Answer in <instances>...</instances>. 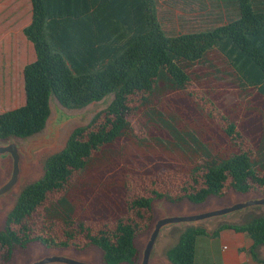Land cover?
<instances>
[{
  "label": "trees",
  "instance_id": "obj_1",
  "mask_svg": "<svg viewBox=\"0 0 264 264\" xmlns=\"http://www.w3.org/2000/svg\"><path fill=\"white\" fill-rule=\"evenodd\" d=\"M30 4V21L22 33L35 56L22 71L24 103L0 112V138L41 131L50 115L52 94L68 109L82 108L109 93L113 98L86 125L73 128L64 147L43 160L42 175L22 186L0 228V264L33 241L46 248L82 250L92 245L104 264H137L134 240L148 227L154 199L200 204L210 196L223 197L228 189L264 195V122L252 145L237 123L205 98L234 147L222 153L197 131L180 125L174 110L157 104L166 91L189 89L188 68L213 67L212 51L225 58L224 74L240 90H254L264 98V0H229L222 6L220 23L181 32L164 28L157 0H30ZM136 111L168 135L137 137L139 141H150L185 162L184 178L174 192L147 185L128 193L124 214L112 223L94 227L78 220L68 196L75 177L113 156L107 146L117 138L135 137L129 115ZM221 227L247 232L253 255L264 263L257 251L264 246L260 207L248 209L239 223L223 222ZM206 233L202 226H186L166 249V258L172 264H197L196 242Z\"/></svg>",
  "mask_w": 264,
  "mask_h": 264
},
{
  "label": "rangeland",
  "instance_id": "obj_2",
  "mask_svg": "<svg viewBox=\"0 0 264 264\" xmlns=\"http://www.w3.org/2000/svg\"><path fill=\"white\" fill-rule=\"evenodd\" d=\"M228 2L229 0H157L158 17L168 32L206 28L220 23L222 6ZM29 19V0H0V33L7 26H11V38L15 39L18 28L26 24ZM18 42L19 47H16L12 41V44L8 45L6 39L0 40V112L21 105L25 99L21 67L24 62L34 58V51L31 45L24 47L19 40ZM209 61L213 67L209 64H196L188 68L187 72L192 80L189 89L166 91L160 97L158 106L163 110H174L180 118V125H186L197 131L201 138L217 151L222 153L233 151L234 147L228 142L220 125L214 119L212 107L205 101V98H208L221 112L228 114L237 123L244 138L255 145L264 122L263 96L254 90L248 92L240 90L232 79L224 74L227 71L226 60L217 51L210 52ZM217 69L221 72H217ZM111 97L106 96L96 109L104 108ZM67 111L74 116L63 125L59 132L60 139L56 137L50 147L38 152L36 160L31 164L22 163L19 187L41 176L43 160L64 146L74 127L87 124L95 109L88 115L86 107L67 109ZM129 119L135 137L124 135L117 138L113 144H109L107 147L114 151L113 156L103 164L81 172L75 177V183L68 192L69 199L75 204V216L78 220L94 227L104 222L112 223L124 214L128 193L140 191L141 186L154 185L160 190L177 191V186L187 170V164L178 160L169 151L154 146L150 141H139L137 138H167L168 135L163 129L154 123H147L139 111L130 114ZM231 193V189H228L223 197H210L205 204L213 199L218 203H229ZM12 195L14 196L15 193ZM250 195L259 194L251 192L239 195L238 198ZM5 201V199L0 201V207ZM157 202L164 203L170 211L173 208L182 210L186 203L189 204L190 210L204 206L186 199L176 203L165 199H154L148 227L136 236L135 244L139 255L153 221L161 214L162 210L158 208ZM8 209L9 206L0 208V228ZM243 219L244 216H240L230 221ZM182 227L166 229L157 241L154 254L163 256L166 249L177 241ZM39 244L34 241L24 249L16 248L12 260L6 264H16L18 257L28 263L34 245ZM69 248L75 255H88L91 261L101 263V253L92 245L82 250ZM54 250L43 247L40 255L49 254ZM63 250L58 248L55 251Z\"/></svg>",
  "mask_w": 264,
  "mask_h": 264
},
{
  "label": "water",
  "instance_id": "obj_3",
  "mask_svg": "<svg viewBox=\"0 0 264 264\" xmlns=\"http://www.w3.org/2000/svg\"><path fill=\"white\" fill-rule=\"evenodd\" d=\"M106 96H112L110 101L113 98L112 93H109ZM106 96H104L99 101H93L84 106L86 107L87 115L94 109V114L98 112L99 110L96 109L97 105L101 101H103ZM50 100L52 101V103H50ZM110 101L107 103V105L110 103ZM49 106L50 115L47 118L45 126L41 131L27 137H17L12 135L5 139L0 138V201L3 199L6 200L4 203H2L1 207L8 208L9 206L7 213L13 207L22 186L28 183L26 182L21 187H19L20 176L22 173V163H25L27 165L31 164L36 160L38 152L40 153L42 150L50 147L56 140V137L60 139L61 135L59 134V132L62 129L63 125L74 116L73 113H69L67 111L68 108L63 107L58 102L53 94L50 95ZM89 121L87 120V123ZM231 191V201L229 203H218L215 199H213L210 201V203L205 204V202L210 197L217 198L216 196H210L206 199V201L200 203L201 205L204 204V206L194 210H190L189 204L186 203L183 205L182 210L173 208L170 211L164 203L160 204V202H157L156 204L158 205V208H160L162 211L161 214L152 223L148 237L144 240V245L142 247L141 254L139 255L137 264H172L166 258L165 254L163 256L154 254L157 241L160 239L161 235L166 229H169L171 227L183 226L181 228L183 230L186 226L195 225L204 227L207 232H212L223 222L238 223L240 219L238 221H230V219L240 218V216H244L248 209H252L253 207H260L264 211L263 194H259L258 196L250 195L248 197L238 198L239 195L243 194L238 193L232 189ZM13 193H15L14 196L12 195ZM249 193L251 192L244 194ZM216 221H219V223H216ZM136 239L137 238H135V240ZM43 247L45 246L41 243L39 245H34L31 260L27 263L23 261L21 257H18L16 260V264H104L102 261L101 263L91 261L90 258H88V255H75L72 253V249H70L69 247H64V250L62 252L55 251L60 247H54L53 249L55 250L51 253L40 255ZM257 251L259 253V257L263 258L264 246H260ZM12 258L13 253L9 261H11Z\"/></svg>",
  "mask_w": 264,
  "mask_h": 264
},
{
  "label": "crops",
  "instance_id": "obj_4",
  "mask_svg": "<svg viewBox=\"0 0 264 264\" xmlns=\"http://www.w3.org/2000/svg\"><path fill=\"white\" fill-rule=\"evenodd\" d=\"M29 21L18 28V34H16L17 38L15 39L11 38V26H7V29L5 28L6 31L3 30L2 33H0V40L6 39L8 45L12 44V41L16 47H19V40L22 46L25 47V45H31L33 49L31 42H29L22 33L23 27L27 25ZM33 59L28 62H24L22 64L21 70L23 71L24 65L31 62ZM252 245L253 240L247 232L236 231L231 227H216L212 232H207L206 234L198 237L196 242V263L264 264L261 260L255 258V256L253 255Z\"/></svg>",
  "mask_w": 264,
  "mask_h": 264
}]
</instances>
